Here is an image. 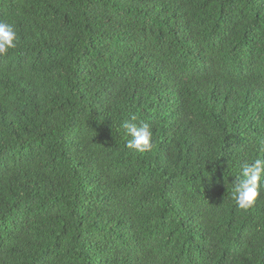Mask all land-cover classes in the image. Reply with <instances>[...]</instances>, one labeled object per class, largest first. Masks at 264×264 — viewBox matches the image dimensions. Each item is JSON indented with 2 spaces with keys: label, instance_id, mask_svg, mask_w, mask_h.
Listing matches in <instances>:
<instances>
[{
  "label": "trees",
  "instance_id": "16d2710c",
  "mask_svg": "<svg viewBox=\"0 0 264 264\" xmlns=\"http://www.w3.org/2000/svg\"><path fill=\"white\" fill-rule=\"evenodd\" d=\"M0 264H264V0H0ZM147 123L151 151L123 125Z\"/></svg>",
  "mask_w": 264,
  "mask_h": 264
},
{
  "label": "clouds",
  "instance_id": "9594fccd",
  "mask_svg": "<svg viewBox=\"0 0 264 264\" xmlns=\"http://www.w3.org/2000/svg\"><path fill=\"white\" fill-rule=\"evenodd\" d=\"M18 37L12 24L0 20V56L7 55L10 49L17 46ZM137 117H131L132 122L123 125L126 134L131 137L127 148L140 153L151 151L153 147V132L149 124L136 123ZM261 151H264V140L259 141ZM264 190V159L256 158L254 161L242 165L241 176L232 182V198L241 209H249L260 197Z\"/></svg>",
  "mask_w": 264,
  "mask_h": 264
}]
</instances>
